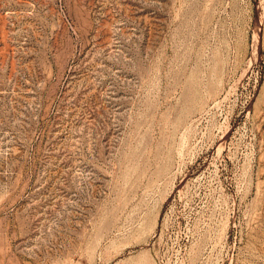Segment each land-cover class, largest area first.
<instances>
[{
	"label": "rangeland",
	"instance_id": "374dc122",
	"mask_svg": "<svg viewBox=\"0 0 264 264\" xmlns=\"http://www.w3.org/2000/svg\"><path fill=\"white\" fill-rule=\"evenodd\" d=\"M0 264H264V0H0Z\"/></svg>",
	"mask_w": 264,
	"mask_h": 264
}]
</instances>
